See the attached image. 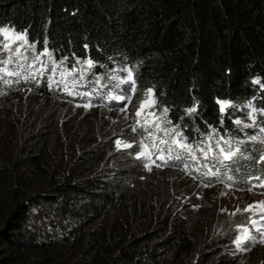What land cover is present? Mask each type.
<instances>
[{"label": "trees", "instance_id": "obj_1", "mask_svg": "<svg viewBox=\"0 0 264 264\" xmlns=\"http://www.w3.org/2000/svg\"><path fill=\"white\" fill-rule=\"evenodd\" d=\"M2 27L104 80L125 64L186 145L242 142L234 183L264 193V146L220 105L264 107V0H0ZM25 72L0 79V264H238L215 170L120 149L111 84L94 106Z\"/></svg>", "mask_w": 264, "mask_h": 264}, {"label": "rangeland", "instance_id": "obj_2", "mask_svg": "<svg viewBox=\"0 0 264 264\" xmlns=\"http://www.w3.org/2000/svg\"><path fill=\"white\" fill-rule=\"evenodd\" d=\"M22 70L26 71L24 74L27 76L30 72L32 80L46 75L54 87L68 90L72 95L87 101L88 105L97 104L93 100L102 90H106L108 84L114 86L116 90L108 95V99L112 100L110 102L114 101L113 105H109L108 101L102 104L108 110L119 111L129 119V126L117 138L119 148L135 154L134 158L147 161L152 155L174 157L184 151L191 168L201 173L206 167L215 170L216 176L224 179L223 184L217 187L223 196L218 200V206L233 217L230 225L231 255L239 260L238 264H264V193L250 186L253 181L251 177L247 178L246 184L234 183L236 178L232 173V163L237 159L242 142L230 135L219 138L212 136L193 149L186 145L190 142L169 122L166 111L156 105L151 89L139 88L136 94V86L125 89L131 77V69L125 64L115 63L108 72V80H104L101 75L92 72L89 62L78 60L70 65L58 61L48 50L38 52L25 36L13 34L2 27L0 79L3 83L12 82L14 77L25 79L26 76H18ZM220 105L223 111L230 106L234 121L243 129L242 132L247 136L253 130L264 146V107L255 100H236L233 103L221 101ZM114 121L112 119L109 122ZM139 142L144 144L143 147H140ZM261 154L264 157V148Z\"/></svg>", "mask_w": 264, "mask_h": 264}]
</instances>
